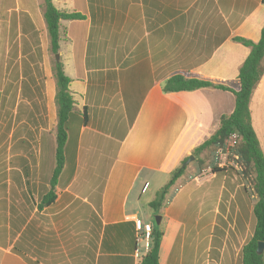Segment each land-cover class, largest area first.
<instances>
[{
	"label": "crops",
	"instance_id": "1",
	"mask_svg": "<svg viewBox=\"0 0 264 264\" xmlns=\"http://www.w3.org/2000/svg\"><path fill=\"white\" fill-rule=\"evenodd\" d=\"M53 4L79 12L75 0ZM85 5L84 19L60 21L58 50L73 114L82 115V122L71 141L67 133L50 205L42 199L55 166L54 133L39 135L37 143L10 135L9 160L17 164L0 169V264H138L146 251L136 242L135 219L162 231L159 264H238L252 235L253 195L249 200L239 189L221 185L209 205L210 187L174 185L159 224H153L148 203L171 171L217 129L220 116L234 109L230 91L164 93L163 82L181 74L237 90L249 48L233 37L259 40L262 0H85ZM53 84L47 82L44 93L54 103ZM249 111L264 153V74Z\"/></svg>",
	"mask_w": 264,
	"mask_h": 264
},
{
	"label": "rangeland",
	"instance_id": "2",
	"mask_svg": "<svg viewBox=\"0 0 264 264\" xmlns=\"http://www.w3.org/2000/svg\"><path fill=\"white\" fill-rule=\"evenodd\" d=\"M42 3V0H0V169L8 168L13 162L17 164L16 160H9L11 138L24 135L37 143L39 135L54 132V103L44 93L47 82L48 87L54 85L51 70L54 54L49 46ZM75 6L79 12L84 11L85 0H75ZM48 105L51 111L47 109ZM81 122L82 115L75 118L71 114L69 117L66 124L69 141ZM236 139L235 135L231 136L224 146L207 149L197 159L190 160L189 155L184 174L177 180L175 188L185 183L210 187L206 197L209 205L217 200L219 193L215 189L221 185L230 191L239 189L251 200V177L245 175L235 155ZM53 144L55 146V141ZM31 152L33 154L34 150ZM52 154L54 159V148ZM214 166L225 171L214 176L211 170ZM227 194L225 191L224 200ZM224 210L226 212L225 207ZM155 216L152 217L153 224H156ZM227 216L229 220L232 213Z\"/></svg>",
	"mask_w": 264,
	"mask_h": 264
},
{
	"label": "trees",
	"instance_id": "3",
	"mask_svg": "<svg viewBox=\"0 0 264 264\" xmlns=\"http://www.w3.org/2000/svg\"><path fill=\"white\" fill-rule=\"evenodd\" d=\"M42 2L43 20L49 38V46L54 54L51 70L55 83L56 123L53 132L55 139V166L49 181L50 188L42 199L43 205H50L56 198L55 185L64 165V147L67 141L66 124L74 112V100L69 90L70 80L63 71L60 59L56 60L55 58L59 50L60 21L81 20L85 18V15L77 11L59 10L53 4V0H42ZM262 3L264 4V0H262ZM233 41L249 48V53L239 68V88L237 90L231 89L223 83H213L209 79L187 78L181 74H175L167 78L163 82L161 89L162 92L168 93L214 87L233 93V111L220 116L217 129L196 146L192 150L191 155L197 159L203 151L212 147H222L231 136H236L234 152L238 162L245 170V175L251 177V188L254 196L252 235L240 249L238 264H263L264 252L257 254L256 248L258 242H264V153L259 147L258 139L251 125L249 102L253 90L264 74V25L258 41L254 42L239 36L233 37ZM186 159L187 157L181 163ZM181 163L171 171L167 182L155 192L154 197L148 203V207L153 214L159 215L161 209L167 205L171 188L183 176L185 169L180 168ZM211 170L216 174H223L225 171V169H219L215 166ZM161 236L162 231L158 227L151 228L149 248L141 256L138 264H159Z\"/></svg>",
	"mask_w": 264,
	"mask_h": 264
},
{
	"label": "built area",
	"instance_id": "4",
	"mask_svg": "<svg viewBox=\"0 0 264 264\" xmlns=\"http://www.w3.org/2000/svg\"><path fill=\"white\" fill-rule=\"evenodd\" d=\"M146 184L144 188H146ZM134 227L136 231V242H142V249L147 251L150 245V233H151V225L150 224H143L140 220L135 219ZM138 247H136V253L138 252Z\"/></svg>",
	"mask_w": 264,
	"mask_h": 264
},
{
	"label": "water",
	"instance_id": "5",
	"mask_svg": "<svg viewBox=\"0 0 264 264\" xmlns=\"http://www.w3.org/2000/svg\"><path fill=\"white\" fill-rule=\"evenodd\" d=\"M55 58H56V60L59 59V54L58 53L55 55ZM189 158L191 160V159L194 158V156L193 155H190ZM188 162H189V159L187 158L184 162L181 163L180 168H184L187 165ZM155 219H156L155 223L156 224H159L160 223V220H161V216L160 215H156L155 216ZM263 251H264V242H258L257 243V248H256V253L257 254H262Z\"/></svg>",
	"mask_w": 264,
	"mask_h": 264
}]
</instances>
